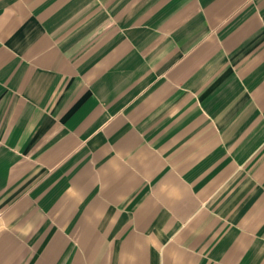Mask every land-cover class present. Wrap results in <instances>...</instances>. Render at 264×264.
Instances as JSON below:
<instances>
[{
    "label": "crops",
    "instance_id": "obj_1",
    "mask_svg": "<svg viewBox=\"0 0 264 264\" xmlns=\"http://www.w3.org/2000/svg\"><path fill=\"white\" fill-rule=\"evenodd\" d=\"M0 264H264V0H0Z\"/></svg>",
    "mask_w": 264,
    "mask_h": 264
}]
</instances>
